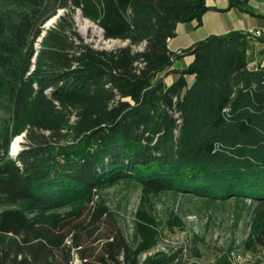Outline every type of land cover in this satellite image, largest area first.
I'll return each instance as SVG.
<instances>
[{"label":"trees","instance_id":"obj_1","mask_svg":"<svg viewBox=\"0 0 264 264\" xmlns=\"http://www.w3.org/2000/svg\"><path fill=\"white\" fill-rule=\"evenodd\" d=\"M231 6L261 14L247 0ZM209 8L205 0H0V106L8 113L0 264H139L141 248L96 197L120 179L208 202L250 198L264 245V62L249 63L255 39L233 29L169 47L178 22L201 23ZM78 9L103 38L125 42H88ZM188 54L186 67L174 66ZM169 73L178 76L166 85Z\"/></svg>","mask_w":264,"mask_h":264},{"label":"rangeland","instance_id":"obj_2","mask_svg":"<svg viewBox=\"0 0 264 264\" xmlns=\"http://www.w3.org/2000/svg\"><path fill=\"white\" fill-rule=\"evenodd\" d=\"M63 11L61 8L58 13ZM74 18L85 39L96 47L114 48L125 42L103 38L97 23L95 28L82 30L87 17L79 9ZM185 63V59L178 61L179 65ZM7 115L0 106V127ZM22 139V135L13 138L12 152L16 142L17 147L21 146ZM96 197L111 211V224L122 230L131 247L141 248L139 264H151L153 258L165 254L173 257L174 264H264V245L256 244L258 226L250 198L208 202L191 192L148 190L129 179L101 187ZM108 229L102 223V234ZM75 261L80 259L76 256Z\"/></svg>","mask_w":264,"mask_h":264},{"label":"crops","instance_id":"obj_3","mask_svg":"<svg viewBox=\"0 0 264 264\" xmlns=\"http://www.w3.org/2000/svg\"><path fill=\"white\" fill-rule=\"evenodd\" d=\"M211 8L202 15V22L191 19L180 21L177 24V34L169 39V47L172 50H179L187 47L197 40L205 38L211 33H224L233 29L248 30L264 26V0H247V3L257 12L255 14L237 6L229 7V0H205ZM248 49L249 63L251 66L264 62V39H256ZM194 58L188 54L180 59H185V64H178L180 59L174 62L175 67L183 68ZM177 73H169L164 80L166 85L177 78Z\"/></svg>","mask_w":264,"mask_h":264},{"label":"built area","instance_id":"obj_4","mask_svg":"<svg viewBox=\"0 0 264 264\" xmlns=\"http://www.w3.org/2000/svg\"><path fill=\"white\" fill-rule=\"evenodd\" d=\"M249 35L253 38L264 37V26L250 28L247 30Z\"/></svg>","mask_w":264,"mask_h":264},{"label":"bare ground","instance_id":"obj_5","mask_svg":"<svg viewBox=\"0 0 264 264\" xmlns=\"http://www.w3.org/2000/svg\"><path fill=\"white\" fill-rule=\"evenodd\" d=\"M96 23L92 22L90 19L85 18L84 21L81 24L82 30L87 29L89 26H93L94 28L96 27ZM19 144V143H18ZM15 149L13 150V153L16 152L20 147H17V142L15 143Z\"/></svg>","mask_w":264,"mask_h":264},{"label":"water","instance_id":"obj_6","mask_svg":"<svg viewBox=\"0 0 264 264\" xmlns=\"http://www.w3.org/2000/svg\"><path fill=\"white\" fill-rule=\"evenodd\" d=\"M58 15H59V13H57L56 15H54L53 17H51L50 19H54V20H55L56 17H57ZM50 19H49V20H50ZM49 20L45 23L46 26H49V23H48ZM101 30H102V28H101ZM20 140H21V138H20ZM18 150H19V149H18ZM18 150H16L15 153H13V152L11 151V153H12V154H16V153L18 152Z\"/></svg>","mask_w":264,"mask_h":264}]
</instances>
